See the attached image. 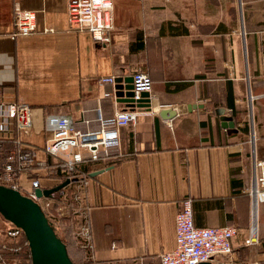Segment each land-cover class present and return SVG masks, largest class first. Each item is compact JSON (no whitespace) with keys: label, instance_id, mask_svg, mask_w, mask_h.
Returning a JSON list of instances; mask_svg holds the SVG:
<instances>
[{"label":"crops","instance_id":"0c3cea01","mask_svg":"<svg viewBox=\"0 0 264 264\" xmlns=\"http://www.w3.org/2000/svg\"><path fill=\"white\" fill-rule=\"evenodd\" d=\"M113 1L110 43L100 49L89 33L69 30L66 0H0V102L32 109L23 142L35 150V164L20 176V193L30 191L32 178L41 190L62 183L43 149L47 115L97 131L98 115L135 109L117 102L116 82L102 80L143 73L152 82L151 108H138L136 123L121 128L111 158L92 163L103 172L56 195L72 202L79 193L82 204L72 212L62 203L56 227L81 262L160 264L174 248L175 217L188 197L194 226L236 228L237 264H264V203L254 217L256 242L245 245L254 162L264 159V0ZM16 8L36 12L35 32L14 37ZM165 109L176 116L161 119ZM83 214L92 260L74 236Z\"/></svg>","mask_w":264,"mask_h":264},{"label":"built area","instance_id":"2783aa9c","mask_svg":"<svg viewBox=\"0 0 264 264\" xmlns=\"http://www.w3.org/2000/svg\"><path fill=\"white\" fill-rule=\"evenodd\" d=\"M67 25L70 31L87 32L91 36L96 48L105 49L110 43V34L113 30L112 12L113 0H66ZM14 24L16 36H27L36 30V12L16 8L14 11ZM133 79V101L141 99L142 93L151 92L150 78L143 73H136ZM104 83L114 85L115 77L102 80ZM135 108V107H134ZM140 113L137 108L126 111H116L112 118L102 119L98 115L99 129L94 132L82 133L76 131L68 116L47 115L44 118V127L50 137L46 140L44 151L52 157L62 173H73L75 168L84 163L104 162L111 158L114 151L120 146L119 132L121 128L133 126ZM32 127V109L22 103L0 102V153L3 144L9 142L12 149L5 155L0 170V185L20 192V176L29 173L34 166L35 150L25 145L23 134L28 133ZM84 180V179H83ZM81 180V182L83 181ZM40 189L37 178L30 180V191L24 195L34 201L42 210L45 217L53 225L62 217V206L71 205L72 212L80 210L81 197L78 193L69 201L67 194L57 197L52 194L50 198H36L34 191ZM253 225L245 245L256 242L254 230V210L264 203V159L254 162V175L252 188ZM71 203V204H70ZM57 205V206H55ZM56 207V208H55ZM55 208V209H54ZM236 228L224 226L219 228H199L194 226L192 216V200L183 198L179 203V211L175 217V245L170 252L160 255V264H204L212 263L216 259H223V264H237L234 259V250L231 245L236 235ZM20 229L11 225L7 230L8 242L20 238ZM77 247L85 255L86 260H92V241L90 222L83 214L81 223L74 235ZM5 248V246H3ZM14 251H17L14 249ZM0 264H17L15 259L9 262L0 254Z\"/></svg>","mask_w":264,"mask_h":264},{"label":"water","instance_id":"95a60500","mask_svg":"<svg viewBox=\"0 0 264 264\" xmlns=\"http://www.w3.org/2000/svg\"><path fill=\"white\" fill-rule=\"evenodd\" d=\"M115 91L117 102L135 108H151L148 93H142L141 99L133 101L132 77L116 81ZM198 105L188 106V110L197 109ZM163 120H171L176 116L173 110L165 109L159 112ZM223 128L233 129V122H222ZM103 170L92 172L89 177H95ZM77 179H66L60 185L47 190L34 191L36 198H50L68 185L76 183ZM0 216L9 224L20 229L27 243L31 264H73L70 260L66 246L57 237L50 222L40 207L30 198L19 191H14L0 185ZM210 264V263H204Z\"/></svg>","mask_w":264,"mask_h":264},{"label":"trees","instance_id":"16d2710c","mask_svg":"<svg viewBox=\"0 0 264 264\" xmlns=\"http://www.w3.org/2000/svg\"><path fill=\"white\" fill-rule=\"evenodd\" d=\"M151 82V80H150ZM151 87H152V82H151ZM12 149V145L9 143V142H6L3 144V148H2V151H1V155L3 156L1 159H0V170L2 168V165H3V162H4V158H5V155ZM92 163H84V164H81L79 166H77L75 168V171L73 173H69V174H66V173H62L60 172L59 169H54L57 164L56 162L55 163H50L48 162V166L50 167H54L53 168V171H54V177L65 181L66 179H77L78 181H81L83 179H87V178H90L89 175L93 172V168H92ZM61 191L57 192L56 195H59ZM52 228L54 229L55 231V227L52 223H50ZM58 227V226H57ZM59 228V227H58ZM56 233V231H55ZM57 237L59 238V236L57 235ZM21 240L22 242L19 243H16V244H13V243H10V242H0V254L3 258H5L6 260H9V258H12V259H15L17 260V264H31V260H30V256H29V252H28V248H27V245L26 247L24 246L26 244V241H25V238L23 236V234L21 235ZM65 242H62L64 243V245L66 246V250H67V253H68V256L70 258V260L72 261L73 264H92V263H88V262H81V259H79L73 252V249L71 248V246L69 245V243L66 241V238L64 240ZM22 245V246H21ZM3 246H5V248H3ZM18 249L20 248L19 251H14V249ZM70 250L73 252L74 254V257L76 258L77 262H75V260L71 257V254H70ZM16 258H22V262L20 263L19 259H16Z\"/></svg>","mask_w":264,"mask_h":264},{"label":"rangeland","instance_id":"374dc122","mask_svg":"<svg viewBox=\"0 0 264 264\" xmlns=\"http://www.w3.org/2000/svg\"><path fill=\"white\" fill-rule=\"evenodd\" d=\"M256 218H257V217H256ZM10 226H11V224H9V223L6 222L5 220H3L2 217L0 216V242L4 243V242H8V241H9V239H8V237H7V230L10 228ZM54 227L56 228V229H55V231H56V235H58L59 238H60L61 240H63V242H65V241H64L65 238H64L63 233H61V232H60V229H59L58 227H56L55 225H54ZM20 242H22L21 237L18 238L16 241L11 242V243H13V244L19 243V244H20ZM26 245H27V243H26L24 246L26 247ZM21 246H22V245H21ZM27 248H28V246H27ZM16 250L19 251L20 248H18V249L16 248ZM28 252H29V249H28ZM70 254H71V257L75 260V262H77L76 258L74 257V254H73V252H72L71 250H70ZM29 256H30V254H29ZM11 259H12V258H9L8 261L10 262ZM16 259H19L20 263L22 262V258H16ZM15 262L17 263V260H15Z\"/></svg>","mask_w":264,"mask_h":264},{"label":"bare ground","instance_id":"6f19581e","mask_svg":"<svg viewBox=\"0 0 264 264\" xmlns=\"http://www.w3.org/2000/svg\"><path fill=\"white\" fill-rule=\"evenodd\" d=\"M256 210H254V217L256 216ZM254 220L256 221V219L254 218ZM254 230H256V225L254 226Z\"/></svg>","mask_w":264,"mask_h":264}]
</instances>
